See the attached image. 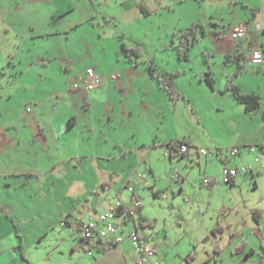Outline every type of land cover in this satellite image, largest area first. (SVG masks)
Masks as SVG:
<instances>
[{"label": "crops", "instance_id": "crops-1", "mask_svg": "<svg viewBox=\"0 0 264 264\" xmlns=\"http://www.w3.org/2000/svg\"><path fill=\"white\" fill-rule=\"evenodd\" d=\"M132 3L0 0V19L16 32L22 47L45 38L86 45L83 52L65 54L58 68L60 76L49 85L45 78L50 79L47 61L51 59L28 47L32 53L22 71L12 61L5 66L6 57L1 53L0 264H138L127 237L113 243L111 236L98 245L81 239V222L112 207L117 208L119 231L138 228L156 249L160 264H264V66L250 60L252 49L264 51V33L260 35L264 17L259 19L255 9L256 17L249 28L247 25L246 35L257 32L255 41L234 39V46L218 50V68H209L214 87L202 74L188 76L187 70L179 69L182 74L175 78V85L184 97L173 101L148 71L151 62L143 58L144 53L130 60L119 52L124 44L119 32L117 37L106 33L113 20L118 25L131 11ZM254 3L261 5L260 14L264 0ZM105 40L116 44L117 52L105 47ZM235 53L246 56L243 65L226 62V55ZM90 58H94V69L102 81L86 89L85 77L76 70ZM28 71L31 77L26 76ZM235 72L241 92L259 96L258 106L247 110L227 88V78ZM57 78L65 79L66 84ZM136 84L140 103L130 100L137 93ZM85 105L99 114V123L86 122V133L80 119ZM149 111L155 112L153 122ZM96 129L97 136L92 132ZM182 139L189 143L184 154L178 148ZM142 141H148L149 147H161L171 162L178 155L188 157L205 173L199 178L201 184L206 177L212 179L204 184L212 185L211 191L220 177L232 187L248 181L253 189L251 199L243 192L245 199H235L246 205L247 231L236 227L238 218L230 214L220 216L212 227L195 236L172 239L167 229L157 230L140 194L143 185L152 184L154 175ZM202 147L214 149V153L202 155L197 151ZM231 147H239L240 152L231 156ZM225 165L250 169L228 182ZM174 180L179 183L180 178ZM224 208L231 210V206ZM149 223L152 225L146 227ZM218 224L221 229L214 233Z\"/></svg>", "mask_w": 264, "mask_h": 264}, {"label": "rangeland", "instance_id": "rangeland-1", "mask_svg": "<svg viewBox=\"0 0 264 264\" xmlns=\"http://www.w3.org/2000/svg\"><path fill=\"white\" fill-rule=\"evenodd\" d=\"M254 1L132 0L133 3L130 4L131 11L124 16V19L119 20L118 25L113 20L106 33L108 35L115 34L117 37L119 32L121 38H124L123 43H126L125 45H140L144 51L143 58L156 65L161 71H167V68H171V71L187 70L188 76H191L192 72L203 75L210 70L209 68H218L220 60L218 50L234 46L235 40L231 37V33L235 26L245 24L247 29V25L249 28L257 15L259 19L264 17L263 9L258 14L261 5H255ZM135 2L139 4L137 7L134 4ZM140 6L147 10V15L143 13ZM195 22L203 24L202 27L205 29L206 34L194 43L190 50L189 59H181L178 49L174 45V40L177 43L181 32L187 30ZM263 33V31H260V35ZM247 35L236 39V42L247 41L248 39L255 41L257 32L251 30ZM114 40L117 41L118 39ZM17 42L16 32L0 19V48H4L0 49V57L1 53L5 55V66L16 63L19 69L23 67L22 71L25 70L28 64V53H32L27 48L31 47L34 52L40 53L48 60L51 59V62L47 61L51 72L47 76L50 79L45 78L47 84L51 83L50 80L52 81V79L60 76L58 68L63 64L62 60L65 59L67 52H83L86 47V45L69 44L65 40H58L57 38L39 39L35 44L30 41V45H24V47L21 46L20 42ZM103 42H106V40ZM99 47L102 49V46L99 45ZM105 47L114 50V52L118 50L116 44L109 42H106ZM100 55H103V53ZM94 61V58H90L83 63H79L76 70L79 76L86 78L87 71L91 67L95 68ZM26 76L31 77L30 71L26 72ZM57 80L63 85L66 84L63 78H57ZM136 88L137 93L135 96H130V100L140 103V92L137 84ZM123 101H127V97ZM85 107L80 114V119L83 121L82 126H84L86 133L89 128L86 126V122L89 124L99 123L97 118L99 114L91 112L87 109V105ZM119 108L116 106V109ZM178 115L180 116L179 111ZM119 117H122V113L119 114ZM149 120L151 122L155 120V112L149 111ZM92 132L96 136L99 134L98 130H92ZM142 144L147 145L143 148L148 150L146 162L151 164L150 166L153 168L154 175L150 182L154 185H143L140 194L143 197L144 206L153 215L157 230L167 229L172 239H180L183 234L195 236L212 227L220 216L230 214L232 217L236 216L238 218L236 227L240 226L247 231L244 222L246 205L235 202L239 198L245 199L241 195L242 192L243 195L251 199L249 195L253 189L250 184L248 185V181L244 180L243 183L232 187L220 177L214 182L215 189L211 191L212 185L205 186L200 183L199 178L202 179L205 173L200 171L199 166L191 162L188 157L180 158L178 155L171 162L169 155H165L161 147H149L150 143L148 141L147 143L142 141ZM131 148L133 149V147ZM219 165L222 166V164L217 166ZM242 172L246 173L245 171ZM172 174L178 175L180 178L179 183L172 178ZM181 183L183 187H180ZM154 191H159V194H154ZM224 206H231V210L225 209ZM233 206H235L234 209ZM147 226L149 224H146ZM209 234H211V231ZM207 238L208 236H205L204 240ZM146 242L149 244L148 241Z\"/></svg>", "mask_w": 264, "mask_h": 264}, {"label": "built area", "instance_id": "built-area-1", "mask_svg": "<svg viewBox=\"0 0 264 264\" xmlns=\"http://www.w3.org/2000/svg\"><path fill=\"white\" fill-rule=\"evenodd\" d=\"M246 32L247 29L245 28V25L241 24L233 29L231 37L239 39L244 37ZM250 60L254 65L264 66V51L261 48L252 49ZM101 78L102 77H100L94 68H90L87 71L86 78L83 79V84L86 86V89H93L101 83ZM178 148L180 154H184L189 151V145L186 142L180 143ZM197 151L202 155H211L214 153V149H207L205 147L198 148ZM228 152L231 156H236L240 152V148L231 147L228 149ZM249 169L250 167L247 166L233 167L225 165L223 168V174L225 175V179L230 182L234 180L240 172H246ZM172 178L177 180L179 177L177 174H172ZM203 182L204 184L209 185L212 182V179L206 177ZM136 204H140L138 199ZM116 217V207L110 208V210L106 213L90 215L87 219L81 222L80 236L82 241H91L92 243L98 245V243H101L102 241L111 239V236H114L112 238L113 243H119L127 237L134 252L137 254L138 264H160L155 256L156 249L145 241L140 230L135 228L129 232L119 231V226L115 220ZM101 223H104L103 227H99Z\"/></svg>", "mask_w": 264, "mask_h": 264}, {"label": "trees", "instance_id": "trees-1", "mask_svg": "<svg viewBox=\"0 0 264 264\" xmlns=\"http://www.w3.org/2000/svg\"><path fill=\"white\" fill-rule=\"evenodd\" d=\"M202 25L203 24L201 22H195L189 28H187V30L181 32V34L178 36V42L175 43V45L178 49L179 57L181 59L188 60L190 57V50L193 47L194 43L206 34V31L202 27ZM119 52H120V54L125 55L130 60H134L136 56H141L144 53L143 48L137 44L134 46H126L125 44H121ZM245 59H246V56L242 55L241 53L228 54L225 57L226 62H229V61L233 62L234 61V62L239 63L240 65H243ZM148 71L153 76H155L157 78L160 86L166 90V92L168 93V95L170 96V98L173 101L179 100V99L184 97L179 92V90L177 89V87L175 85V78L179 74H181V72L179 70L161 72L154 65L149 63ZM236 75H237V73L235 72V73H232L231 75L228 76L227 88L233 92V94L237 97V99L240 102L245 104L247 110H250L251 108L258 106L260 103L259 96L256 94H244V93H242L240 90V87L235 82ZM201 78L206 80V82L211 87H214L215 79L213 77V73L211 70H208L206 73H204V75H202ZM182 142H185V141L182 139L178 143L180 144ZM119 209H118V211H119ZM130 214L132 215L131 211H130ZM150 224L152 225V223H149V225ZM141 225H143V224H141ZM219 228L221 229L220 225L218 224L214 228L213 232L216 233L217 230H219ZM103 243H105V242H103ZM84 245L86 246V244H84ZM103 248H105V247H103Z\"/></svg>", "mask_w": 264, "mask_h": 264}]
</instances>
